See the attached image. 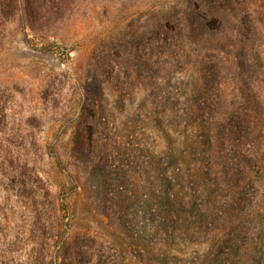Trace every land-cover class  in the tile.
Instances as JSON below:
<instances>
[{"label": "trees", "instance_id": "1", "mask_svg": "<svg viewBox=\"0 0 264 264\" xmlns=\"http://www.w3.org/2000/svg\"><path fill=\"white\" fill-rule=\"evenodd\" d=\"M84 2L0 0V44L19 27L46 43ZM140 2L134 51L95 57L50 126L56 152L69 121L54 162L86 225L50 223L34 189L36 247L22 261L0 249V264H264V0Z\"/></svg>", "mask_w": 264, "mask_h": 264}, {"label": "rangeland", "instance_id": "2", "mask_svg": "<svg viewBox=\"0 0 264 264\" xmlns=\"http://www.w3.org/2000/svg\"><path fill=\"white\" fill-rule=\"evenodd\" d=\"M140 3L85 0L69 11L70 19L62 29L47 37L46 43L54 45L27 43L22 27L0 44V249L8 259L26 260L36 247L31 231L34 189L50 223L57 226L58 221L71 218L75 221L73 226L86 225L85 214L79 212L80 216L74 218L66 210L82 204L83 193L79 189L65 193L66 170L54 162L55 153H59L64 164L69 157V121L64 123L63 118L60 122L66 132L58 139L56 152L46 146L55 140L54 128L50 126L68 108L77 107L81 90L78 79L95 63V57L109 55L108 60L113 63L115 55L122 57L134 51L130 44L139 41L144 23ZM101 6L106 8L105 13ZM68 9L64 12L68 13ZM58 37L68 39L63 45L66 48L57 47ZM118 67L127 75L123 66ZM54 99L60 115L52 112ZM82 101L86 111L89 96L85 95ZM79 110L80 106L75 116ZM148 140L153 139L149 136ZM91 221L98 225L97 218Z\"/></svg>", "mask_w": 264, "mask_h": 264}]
</instances>
